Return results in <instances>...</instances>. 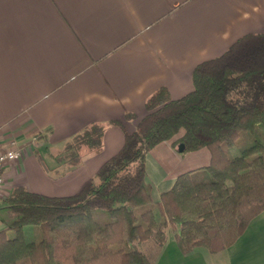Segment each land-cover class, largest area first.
Wrapping results in <instances>:
<instances>
[{
    "label": "crops",
    "instance_id": "crops-1",
    "mask_svg": "<svg viewBox=\"0 0 264 264\" xmlns=\"http://www.w3.org/2000/svg\"><path fill=\"white\" fill-rule=\"evenodd\" d=\"M249 32H264V0H0V135L21 150L4 168L0 227L12 217L4 200L15 188L76 192L123 145L124 130L109 121L133 131L148 96L161 87L173 99L185 95L199 62ZM101 122L99 152L85 151L76 166L59 156ZM175 138L147 156L154 201L179 174L210 163L206 147L182 153ZM154 264H264V210L217 252L185 254L169 234Z\"/></svg>",
    "mask_w": 264,
    "mask_h": 264
},
{
    "label": "trees",
    "instance_id": "trees-1",
    "mask_svg": "<svg viewBox=\"0 0 264 264\" xmlns=\"http://www.w3.org/2000/svg\"><path fill=\"white\" fill-rule=\"evenodd\" d=\"M192 80L179 98L165 87L148 96L147 114L131 132L109 121L124 130L123 145L76 192L15 188L4 200L12 217L1 218L0 264H154L169 234L185 254L235 242L264 210V32L246 33L199 62ZM106 124L84 127L59 156L76 166L85 151L99 152ZM173 138L176 149L184 144L182 153L206 147L211 160L179 174L154 201L147 156ZM31 224L39 240L22 238Z\"/></svg>",
    "mask_w": 264,
    "mask_h": 264
},
{
    "label": "built area",
    "instance_id": "built-area-1",
    "mask_svg": "<svg viewBox=\"0 0 264 264\" xmlns=\"http://www.w3.org/2000/svg\"><path fill=\"white\" fill-rule=\"evenodd\" d=\"M21 157L20 148L13 144H6L0 135V190L5 183L4 168L5 166Z\"/></svg>",
    "mask_w": 264,
    "mask_h": 264
},
{
    "label": "rangeland",
    "instance_id": "rangeland-1",
    "mask_svg": "<svg viewBox=\"0 0 264 264\" xmlns=\"http://www.w3.org/2000/svg\"><path fill=\"white\" fill-rule=\"evenodd\" d=\"M245 137L242 136L238 142H244ZM6 207H3V209H5ZM8 209V208H6ZM93 214L96 218H100L101 214H105L107 217V213L103 210H94ZM11 235L13 236L14 233H11ZM21 236L23 239L25 240H39L41 237V232L39 229V226L37 224H31L29 227H23L22 232H21ZM34 236V237H33ZM35 238V239H33Z\"/></svg>",
    "mask_w": 264,
    "mask_h": 264
},
{
    "label": "water",
    "instance_id": "water-1",
    "mask_svg": "<svg viewBox=\"0 0 264 264\" xmlns=\"http://www.w3.org/2000/svg\"><path fill=\"white\" fill-rule=\"evenodd\" d=\"M183 150H184V144L183 143H179L178 151L182 152Z\"/></svg>",
    "mask_w": 264,
    "mask_h": 264
}]
</instances>
